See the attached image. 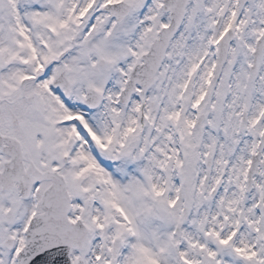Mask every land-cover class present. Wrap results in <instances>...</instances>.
Wrapping results in <instances>:
<instances>
[{"label":"snow or ice","instance_id":"obj_1","mask_svg":"<svg viewBox=\"0 0 264 264\" xmlns=\"http://www.w3.org/2000/svg\"><path fill=\"white\" fill-rule=\"evenodd\" d=\"M0 264H264V0H0Z\"/></svg>","mask_w":264,"mask_h":264}]
</instances>
